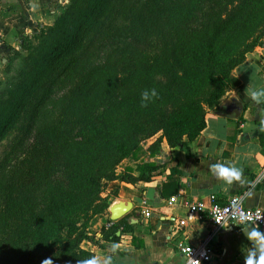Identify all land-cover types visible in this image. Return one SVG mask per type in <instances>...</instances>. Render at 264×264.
<instances>
[{
    "label": "trees",
    "instance_id": "16d2710c",
    "mask_svg": "<svg viewBox=\"0 0 264 264\" xmlns=\"http://www.w3.org/2000/svg\"><path fill=\"white\" fill-rule=\"evenodd\" d=\"M168 1L152 0L158 5ZM164 9L178 26L173 28L169 54L157 56L150 67L139 68L131 57L133 53L125 49L117 60L98 64L91 70L80 68L84 56L66 69L75 72L79 78L65 98V110L70 109L76 117L72 121L74 125L58 134L52 130L39 131L20 166L11 174L10 171L4 174L0 185V264H43L46 259H52L53 264H81L82 260L91 258L94 253L83 249L81 243L90 238L86 229L88 221L110 207L107 198L102 196L103 182H149L162 167L160 163L143 159L137 176L132 173L131 166L120 169L122 161L132 154L136 157L140 150L126 146L121 136L137 133L139 140H144L162 130L169 146L185 147L188 142L183 139L184 135L193 140L204 129L206 111L194 122L178 129L185 112L181 109L171 113L160 104L159 97L147 107L141 106L139 94L135 98L102 100L104 93H119L123 87L112 75L118 68L127 76L149 82L155 73L166 70L172 81L165 92L172 97L177 63L187 66L184 74H179L182 80L203 77L206 82L211 79L212 70L220 65L217 39L240 17L246 15L243 21L246 31L264 28V0H171ZM81 22L73 27H80ZM195 22H201L202 28L187 27ZM240 43L232 55L233 63L223 66L217 73L221 74V79L216 77L206 97L209 108L221 111L220 100L229 91V85L239 83V79L231 74L233 66L244 61L258 44L255 41L239 56L236 54L241 50L238 49ZM55 51L57 49L52 50V56L57 55ZM163 57H167L169 63L164 68L161 67ZM41 70L37 69L35 74ZM43 104L44 101L39 107L40 112ZM97 108L103 110V115L94 113ZM110 111H118L121 116L111 118ZM37 190L42 194L39 195ZM62 230L69 235L58 236ZM111 235L113 240H119L115 232Z\"/></svg>",
    "mask_w": 264,
    "mask_h": 264
},
{
    "label": "rangeland",
    "instance_id": "374dc122",
    "mask_svg": "<svg viewBox=\"0 0 264 264\" xmlns=\"http://www.w3.org/2000/svg\"><path fill=\"white\" fill-rule=\"evenodd\" d=\"M11 2L10 7L3 8L7 12L5 24L0 21V185L7 171L11 174L20 166L39 131L52 130L58 134L60 130L73 127L72 121L76 117L70 109L65 110V98L79 78L75 72L66 71L71 64L84 56L80 68L83 71L91 70L98 64L117 60L128 49L139 68L150 67L157 56L169 54L173 28L178 26L164 9V6L171 4V0L159 5L152 0H21L22 6H16V0ZM245 18L246 15L240 17L229 31L217 39L220 65L212 70V77L206 82H203V77L193 81L182 80L179 74H184L187 66L177 63V81L172 83L173 96L170 97L165 88L172 81V76L166 70L155 73L149 82L127 76L118 68L112 75L123 87L119 93H104L102 100L134 97L141 95L138 92L155 88L161 105L171 113L181 109L185 112L180 120L182 124L177 125L178 129L194 122L204 111L207 113L214 109L207 106V94L213 88L216 77L221 79L218 71L233 63L232 55L237 44L241 42L238 47L241 50L236 54L241 56L255 41L258 44L253 49L263 43L264 28L246 31L243 27ZM79 21H82L80 27H73ZM189 26L201 29L203 24L195 22ZM53 49H57L55 56H52ZM163 59L162 68L169 64L167 57ZM244 61L232 68L231 74L236 78L235 70ZM39 68L42 70L35 74ZM229 86L220 103L227 99V95L238 93L241 82L239 80L236 86ZM94 113L101 116L103 110L97 108ZM109 115L116 119L121 116L118 111H110ZM164 134L161 130L144 140H139L137 133L122 135L126 146L134 151L140 150L136 157L132 154L122 161L119 168L131 166L132 173L137 176L141 160L151 161L157 156L163 158L168 146ZM183 139L187 142L192 140L187 135ZM36 192L42 194L40 190ZM102 196L111 206L104 186ZM108 209L88 221L86 229L90 239L97 237L94 234L97 218L107 213ZM68 235L66 230H62L58 236Z\"/></svg>",
    "mask_w": 264,
    "mask_h": 264
},
{
    "label": "crops",
    "instance_id": "0c3cea01",
    "mask_svg": "<svg viewBox=\"0 0 264 264\" xmlns=\"http://www.w3.org/2000/svg\"><path fill=\"white\" fill-rule=\"evenodd\" d=\"M11 1L0 0V21L4 24L7 12L3 8L10 7ZM16 6H22L21 0H16ZM235 75L241 88L232 96L239 99L241 111H208L204 129L185 147L168 145L162 161L158 156L151 160L162 167L149 182H103L112 205L123 201L133 206L124 217L113 221L111 205L97 218V237L84 240L83 249L101 259L111 256L113 264H186L179 246H196L212 236V264H244L241 248L251 242L242 228L248 225L217 228L207 219L191 221L186 206L196 201L210 205L213 197L240 194L247 206L264 208V131H259V106L247 97V92L264 87V39L246 55ZM216 162H230L239 168L241 180L227 185L217 179L210 171ZM113 232L119 240H113Z\"/></svg>",
    "mask_w": 264,
    "mask_h": 264
},
{
    "label": "built area",
    "instance_id": "2783aa9c",
    "mask_svg": "<svg viewBox=\"0 0 264 264\" xmlns=\"http://www.w3.org/2000/svg\"><path fill=\"white\" fill-rule=\"evenodd\" d=\"M186 206L189 220L207 219L217 228L246 226L250 221L264 217V208L247 206L245 196L240 194L225 199L213 197L210 205H206L203 201H196L188 202ZM146 214L149 215V213ZM258 223L264 231V219ZM111 225L112 223L109 224ZM212 244V236H210L196 246L180 245L179 250L185 257L186 264H212L215 254Z\"/></svg>",
    "mask_w": 264,
    "mask_h": 264
},
{
    "label": "clouds",
    "instance_id": "9594fccd",
    "mask_svg": "<svg viewBox=\"0 0 264 264\" xmlns=\"http://www.w3.org/2000/svg\"><path fill=\"white\" fill-rule=\"evenodd\" d=\"M158 92L155 88L151 90H144L141 93V106L147 107L149 103L153 102L158 97ZM234 95H227L225 98ZM247 97L256 106H259L260 124L259 131H264V87L253 89L250 93L247 92ZM224 98V99H225ZM210 171L217 179L223 181L227 185H232L234 181L241 180V170L230 162H216L210 165ZM264 217H258L255 221H250L247 228H242L247 240L250 241V246L241 248L244 255V264H264V231L261 230L258 221ZM217 221V220H216ZM43 264H53L52 259H46ZM81 264H113V258L107 256L103 259L93 255L91 258L82 260Z\"/></svg>",
    "mask_w": 264,
    "mask_h": 264
},
{
    "label": "water",
    "instance_id": "95a60500",
    "mask_svg": "<svg viewBox=\"0 0 264 264\" xmlns=\"http://www.w3.org/2000/svg\"><path fill=\"white\" fill-rule=\"evenodd\" d=\"M219 108H223L229 112H234V111H241V106L239 105V99L236 96H231L228 99L224 100L223 102L220 103ZM133 204L131 202H117L114 203L110 207V212H111V218L113 221L120 220L122 217L125 216L126 213H128Z\"/></svg>",
    "mask_w": 264,
    "mask_h": 264
}]
</instances>
